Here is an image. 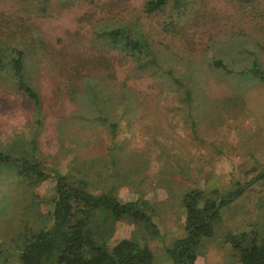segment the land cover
I'll return each mask as SVG.
<instances>
[{"label": "rangeland", "instance_id": "obj_1", "mask_svg": "<svg viewBox=\"0 0 264 264\" xmlns=\"http://www.w3.org/2000/svg\"><path fill=\"white\" fill-rule=\"evenodd\" d=\"M145 1L0 0V44L11 38L28 43L31 84L42 102L35 111L12 72L0 69V150L15 145L46 166L84 178L93 190L104 186L123 200L149 199L158 232L123 217L108 221V244L136 239L153 250V264H175L169 249L187 234V193L202 192L204 202L245 187L221 207L195 262L240 264L229 235L257 231L264 239V82L215 69L210 61L239 70L256 57L264 70V0H184L183 13L170 0L153 14L144 11ZM102 23L140 29L162 68L184 83L151 69L135 71V61L116 51L107 54L108 63L95 62L102 50L93 38ZM32 32L45 46L32 43ZM110 72L109 91L126 86L135 94L128 113L118 116L122 105L115 102L109 108L118 121L113 131L86 123L89 108L75 92L82 75L101 79ZM54 185L50 179L31 185L11 171L0 177V248L14 252L44 226Z\"/></svg>", "mask_w": 264, "mask_h": 264}, {"label": "trees", "instance_id": "obj_2", "mask_svg": "<svg viewBox=\"0 0 264 264\" xmlns=\"http://www.w3.org/2000/svg\"><path fill=\"white\" fill-rule=\"evenodd\" d=\"M169 1L146 0L144 11L153 14L162 10ZM174 2V7L178 8L180 13L186 10L188 2ZM40 11H47V7H41ZM32 34L34 45L45 46L44 38L35 32ZM95 36L97 38H93V43L99 45L102 50L95 62L108 63L107 54L111 55L116 51L124 60L135 61V71L147 72L151 69L154 75L157 73L159 76L162 72L172 81L184 83L171 69L162 68L158 51L140 29H135L129 24L102 23L97 25ZM11 39L12 41L8 40L4 46L0 44V69L12 72L15 84L24 91L33 109L40 112V93L31 84V71L27 66L28 43L23 44L19 38ZM243 53H247V50ZM244 59L245 57H242L237 63L240 65ZM210 66L215 69L223 68L227 73H235L248 81L264 82V70L259 66L256 57L248 67H241L239 70H234L222 59H212ZM106 67L108 68V65ZM82 77L81 85L75 92L85 100V105L89 108L88 114H91L82 118L90 127L101 125L112 131L116 130L118 121L109 117V108L115 102L118 108L122 105L118 116L128 113L127 109L135 103V94L126 86L118 94L109 91L106 80L112 78L111 72L101 79L90 74H84ZM8 171L29 181L31 185L49 179L53 180L55 185L54 196L50 200L51 208L44 216V226L25 237L14 252L0 248V264H153V250L147 245H141L136 239L121 238L117 239L113 246L108 244L113 232V225L110 226L109 223L123 217L143 222L151 233L158 232L154 222L155 205L149 199L138 197L134 200H123L114 189L104 186L93 190L96 187L90 186L84 178L77 179L68 173L63 174L55 167L46 166L38 160V156L15 145L12 150H0V177ZM263 176L264 172L260 174V177ZM249 184L250 182L247 186ZM244 188L239 187L220 200L206 199L201 202L199 195L202 192L199 191L184 196L187 234L177 239L169 249L175 264H195L201 240L213 235L214 221L221 216V207L240 195ZM34 204H38V201L34 200ZM228 238L237 251L240 264H264V239L258 237L257 231L229 235Z\"/></svg>", "mask_w": 264, "mask_h": 264}]
</instances>
